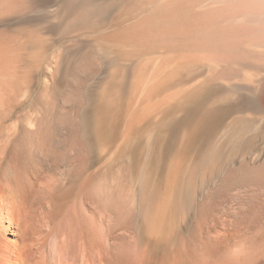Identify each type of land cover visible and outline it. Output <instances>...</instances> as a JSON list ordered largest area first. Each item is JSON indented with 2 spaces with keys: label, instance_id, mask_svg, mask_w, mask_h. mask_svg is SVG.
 Segmentation results:
<instances>
[{
  "label": "rangeland",
  "instance_id": "1",
  "mask_svg": "<svg viewBox=\"0 0 264 264\" xmlns=\"http://www.w3.org/2000/svg\"><path fill=\"white\" fill-rule=\"evenodd\" d=\"M146 3L0 0V186L51 185L54 192L32 210L48 205L57 219H73L77 253L95 248L92 239L100 231L138 237L143 264L181 260L185 249L197 250L203 238L210 239L217 264H264L259 107L243 95L222 113L214 135L183 149L180 128L164 125L161 114H149L148 99L142 98L150 55H135L132 45L111 38L146 15L151 8ZM114 57L130 74L122 82L119 134L107 141L96 136L93 121ZM136 109L141 119L128 136L127 120ZM37 122H49L46 136L54 155L19 157L16 143L29 137L24 126L34 129ZM83 219L88 229L78 227Z\"/></svg>",
  "mask_w": 264,
  "mask_h": 264
},
{
  "label": "bare ground",
  "instance_id": "2",
  "mask_svg": "<svg viewBox=\"0 0 264 264\" xmlns=\"http://www.w3.org/2000/svg\"><path fill=\"white\" fill-rule=\"evenodd\" d=\"M148 1L151 8L145 9L149 10L147 14L145 12L146 15L111 35L113 41L132 45L133 54L147 52L150 55L147 83L141 91L142 98L148 99L147 112L151 115L161 114L163 124L168 127L180 128L183 149L214 135L222 113L237 105L243 95L258 105L255 119L258 126L263 124L264 0ZM113 63L101 88V104L93 121L96 136L107 141L119 134L125 115L122 82L130 74V69L117 57H114ZM140 112L136 109L130 113L125 128L128 136L137 131V122L142 115ZM46 123L37 122L34 129L24 126L23 133L29 139L16 143V155L26 159L54 155L48 147ZM22 172H18V175H22ZM1 186L0 264H143L140 258L143 255H137L141 247L140 239L126 233L104 236L103 232L96 231L92 240L97 246L83 247L82 253H77L79 236L73 219L67 216L57 219L52 206L48 205L36 212L32 210L36 201L50 196L53 190L51 185L46 188L41 185L32 190L11 183H5L7 190ZM88 223L83 219L78 227L88 229ZM104 237L106 243L102 242ZM207 240L203 238L197 250L186 248L185 258H174L166 264H184L183 259L187 264H217L215 258L212 259L215 251L210 249L212 245L207 246L210 245ZM232 242L235 243L234 240Z\"/></svg>",
  "mask_w": 264,
  "mask_h": 264
}]
</instances>
